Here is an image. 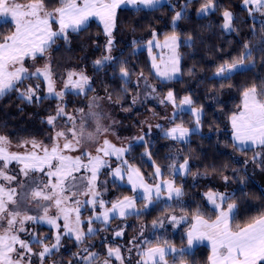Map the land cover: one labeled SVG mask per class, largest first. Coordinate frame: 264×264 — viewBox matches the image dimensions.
<instances>
[{
	"label": "snow or ice",
	"instance_id": "6c2138e0",
	"mask_svg": "<svg viewBox=\"0 0 264 264\" xmlns=\"http://www.w3.org/2000/svg\"><path fill=\"white\" fill-rule=\"evenodd\" d=\"M191 2L192 0H184L180 10L176 11L171 0H59V6L49 10L44 0H29L27 3L0 0V25L13 23L15 28L11 34L0 37L2 41L0 42V99L13 92L19 99L29 104L34 100L40 102L42 99L55 98L60 103L57 104L55 114L47 117L46 123L54 129L58 118H64L68 123L66 128L56 130L54 135L49 137L52 141L50 145L35 138L21 140L15 147L24 149L23 152L11 151L12 141L7 135L0 134V264H32L33 256L38 258L40 264H44L46 257L50 258L55 252H59L62 247L61 241L65 237L73 239L77 244L79 250L72 253L76 264H111L113 258L119 261V264H124L126 257L121 252L122 248L128 254L129 260L131 254L135 252L136 264H169V256H172L173 264H187L185 256L193 254L195 246L205 240L211 242L210 264H264V212L252 217L244 225L234 224L238 205L233 200V194L211 190L205 193V196L214 206V211L218 213L216 218L210 221L197 211V214L191 218L194 223L184 233L183 239L186 243L181 247H176L167 240L163 242L157 240L153 244V241L145 236L144 224L140 225L138 234L132 237L128 246H108L106 258L101 259L100 253L92 251L93 246L87 243L89 238L110 227L112 220L126 221L130 216L140 217L160 201L182 202L185 192L183 185L176 183V178L189 175L195 178L207 173L192 172L189 157L177 149L175 153H169L171 162L165 165L172 178L159 179L162 169L152 161L154 182L148 183L141 170L128 162L127 155L131 153L136 143L143 142L147 145L146 136L151 134L152 125L141 122L147 128V132L133 137L126 145L117 146L107 138L101 143L99 137L106 134L109 128L102 126L101 114L96 109L100 107L99 101L104 98L92 97L87 112L83 108L76 109L75 115L66 112L64 105L66 93L82 95L95 89L92 87L91 77L84 71L71 70L65 74L66 79L62 88L57 90L49 55L50 49L56 46L58 40L70 43L69 31L72 33L85 31L90 20L96 18L102 23L108 39L105 44L107 54L95 60L93 64L97 71L109 65L115 67L117 58L111 55V51L117 9L123 6L127 10L139 13L154 11L167 4L175 12L172 17L175 26L176 22L186 15ZM242 3L250 16L254 13L264 14V0H242ZM217 10L216 0H205L197 9V15L206 16ZM221 15L223 19L221 28L227 33L235 32L234 13L224 9ZM259 23L261 24L259 41L255 44L244 43L243 53L230 62L219 64L213 72V78L231 80L233 75L255 68L256 60L253 58V53H264V20H260ZM53 24L56 25L55 29ZM253 35H257L255 26H253ZM179 40L180 37L174 32L165 36L163 43L157 40L155 33L153 38L147 41L149 51L152 47L169 50L167 57L161 55V64H157L156 58L152 57V67L157 77L162 78V83L182 75L178 51ZM185 43H193L192 38L188 37ZM37 57L45 59L46 63L30 71L25 67V60L34 62ZM118 74L124 81L122 85L124 93H129L128 84L134 83L136 88H140L143 81L144 101L152 99L159 104L172 105L173 113L164 118L172 126L164 128L162 124L155 125L166 139L187 144L193 135L200 133L203 109L195 107L190 95H185L177 101L175 92L169 90L160 97L156 86L150 83L143 72L133 82L123 62L119 65ZM113 75L116 73L114 72ZM31 79L44 81L46 86L44 97L38 95L40 90L38 82L35 87L32 84H25ZM138 96L139 93L132 97L133 106L137 104ZM242 97L241 110L233 113L229 118L233 129V147L239 152L255 151L256 155L251 157L255 161L262 155L260 150L264 149V81L259 86L254 83L247 87ZM107 99L111 101L110 94ZM182 112L193 116L192 127H186L183 122L176 123ZM89 121L95 122L94 132L87 130ZM90 143L98 145L95 154L88 150L87 145ZM80 150H82L81 155L69 154ZM142 155L151 160V152L147 146ZM112 159L117 161L115 167L112 166ZM13 162L18 166L17 174H9L11 172L9 166ZM261 162L264 163V160ZM247 163V160L244 161L245 165ZM104 169L108 170L113 185L126 180L135 195L106 201L104 194L108 190V181L100 180ZM233 171L238 173L246 171V168ZM17 176L21 177L19 181ZM222 178L225 182L229 181L228 176ZM238 179L243 184L248 177L238 176ZM13 183L16 186H12ZM137 199L144 201L142 207L137 206ZM31 204L36 205V215L19 210L22 205ZM51 208L56 209L55 215H49ZM89 208L92 215L82 219V209L86 211ZM97 208L101 211L97 212ZM166 219L171 226L178 227L187 222L189 217L183 214L179 216L169 214ZM29 221L54 228L56 230L54 242L45 243L47 237L41 238L34 231L28 232L24 226ZM94 224L102 227H94ZM85 225H87L86 230ZM126 226L122 224L114 230V237H123ZM151 228L155 239V232L165 228V218L153 220ZM22 232H27L28 240L20 238ZM32 244L41 245V250L34 252ZM67 264H73V261L69 260Z\"/></svg>",
	"mask_w": 264,
	"mask_h": 264
},
{
	"label": "trees",
	"instance_id": "16d2710c",
	"mask_svg": "<svg viewBox=\"0 0 264 264\" xmlns=\"http://www.w3.org/2000/svg\"><path fill=\"white\" fill-rule=\"evenodd\" d=\"M17 2L27 3L29 0H17ZM204 2L205 0H192L186 15L177 21L175 26L172 22L175 12L167 4L154 11H141L139 13L127 10L123 6L117 9L116 28L113 31L114 40L111 51V55L117 58L115 67L109 65L97 71L93 64L95 60L107 54L105 44L108 39L103 31L102 23L96 18L90 20L85 31L79 33L69 31L70 43L58 40L56 46L50 49L49 55L51 56L57 90L62 88L63 81L66 79L65 74L71 70L84 71L91 77L92 87L95 89V91L82 95L66 93L64 97L65 111L75 115L76 109L83 108L87 112L92 97H103L104 105L114 114L116 120L114 132L119 135L120 133L129 134L136 129H144L145 126L141 122H147L151 125L159 123L164 128L171 127L172 125L164 118L173 113V109H168V105L171 104H159L152 99L143 100L145 92L143 81H141L140 88H136L134 83L128 84L129 93H124L122 91L124 81L120 79L118 74L121 62L128 68L133 82L143 72L150 83L156 86L160 97H163L167 91L173 90L177 101L185 95H190L195 102V107L203 109L200 133L193 135L187 144L166 139L162 131L154 127L151 134L146 136L147 145L143 142L136 143L131 153L127 155V159L130 164L141 170L148 183H153L154 165L152 161H155V164L162 169L159 179H170L172 177L165 165L171 162L169 153H175L179 149L183 155L189 157L192 172L207 173V175H198L195 178L191 175L182 178L177 177L176 183L182 184L185 192L182 202L165 203L160 201L140 217L130 216L126 221L112 220L110 227L89 238L87 243L93 246L92 251L100 253L101 259L106 258L108 246H128L132 237L138 234L141 224L146 226L144 229L145 236L152 240L153 244L157 240L160 242L167 240L176 247H181L186 243L183 239L184 233L190 228L191 218L197 214V211L210 221L214 220L218 214L205 196L209 190L233 194V200L238 205L234 224L244 225L252 217L264 212V181L262 179L264 163L261 162L264 160V149L260 150L262 155L255 161L251 159L256 155L255 151H236L233 147V129L229 119L235 113L237 105L242 103L243 91L254 83L259 86L264 81V53H253L256 66L252 70L239 72L233 75L231 80L213 78V72L219 64L225 61L230 62L243 53L244 43L255 44L259 41L261 30L259 21L264 20V14L254 13L250 16L243 6L242 0H216L218 10L215 13L199 16L197 9ZM44 3L49 10L59 6V0H44ZM183 3L184 0H171L176 11L180 10ZM224 9L234 13L235 32L227 33L221 28L223 23L221 13ZM253 26H255L257 35H253ZM53 28H56L55 24H53ZM14 30L13 23L0 25V37L9 35ZM174 32L180 37L178 51L182 75L177 79L162 83L155 75L152 67L153 49L149 51L146 48V43L153 38V33H155L156 38H164ZM188 37L192 38L193 43H185ZM45 63V59L40 57H37L34 62L26 59L25 67L31 71L34 67H42ZM114 72L116 75H113ZM37 82L40 84L38 95L44 97L46 86L43 80L31 79L25 84H32L35 87ZM137 93H139L138 102L133 106L131 100ZM109 94L112 97L111 101L107 99ZM58 103L60 101L57 99L49 98L42 99L40 102L34 100L33 103L29 104L25 100L19 99L15 92L4 96L3 99H0V134L9 137L13 145L11 149L15 151H23L22 148L17 149L15 147L23 139L35 138L50 145L52 141L49 137L53 136L56 130L68 126L64 118L57 119L55 129L46 123L47 117L55 114ZM192 120L193 116L190 113L182 112L176 123L183 122L186 127H192ZM146 132L147 130L141 134ZM145 146L151 152V160L142 155ZM246 160L248 161L247 165L244 164ZM112 162L113 167L116 166L117 161L112 159ZM9 167L11 169L9 174H17L18 166L15 162ZM244 168L246 171H239L238 173L233 171ZM223 176H228L229 181L225 182ZM238 176L248 177V179L242 184ZM20 179L21 177L17 176V180ZM106 180L108 181V190L104 194L106 201H115L124 196L135 195L126 180L116 185H113L111 178ZM12 186H16L15 183ZM136 203L138 207H142L144 201L137 199ZM108 206L110 207V205ZM26 208L27 205H22L19 210L21 212L26 211ZM96 211L99 212L101 209L97 208ZM52 213L54 212H49V215ZM36 214L34 209L33 215ZM169 214L177 216L183 214L189 219L178 227H174L166 219ZM90 215H92L90 208L81 211L82 219ZM158 218H165V228L156 231L154 239L151 222ZM122 224L127 225L124 228V236L114 237V230ZM24 227L28 232L34 231L41 238L47 237L45 243L54 242L53 237L56 232L54 228L34 224L31 221L27 222ZM84 227L86 230L87 225ZM94 227H102V225L94 224ZM20 238L28 240L29 236L27 232H22ZM61 244L62 247L59 252H55L50 258L46 257L44 264H53V262L67 264L69 260L76 264L72 257V253L79 250L76 242L65 237ZM32 247L34 252L41 250L39 244H32ZM121 252L126 257L124 264H136L135 252L131 254L130 260L127 258L128 254L124 248L121 249ZM210 254L211 251L207 245L198 244L195 246L193 254L185 256V260L187 264H210ZM168 260L169 264H173L172 256H169ZM32 264H40L36 256L32 257ZM111 264H119V261L113 258Z\"/></svg>",
	"mask_w": 264,
	"mask_h": 264
},
{
	"label": "rangeland",
	"instance_id": "374dc122",
	"mask_svg": "<svg viewBox=\"0 0 264 264\" xmlns=\"http://www.w3.org/2000/svg\"><path fill=\"white\" fill-rule=\"evenodd\" d=\"M164 39H165V37L164 38H157V40L160 43H163ZM146 48H148L147 47V43H146ZM151 49H153L152 55H153V53L156 52L154 56L151 55V58L155 57L157 64H161V55L162 54H163L164 57H167L169 55V50L167 48L152 47ZM153 70H154V73H155V69L154 68H153ZM158 79L162 81V78H158ZM99 105H100V107L98 109H96V110L99 111L100 114H101L100 123L102 124V126L109 128V131L106 134H103V135H101L99 137V141L101 143H102L103 139L107 138L110 141H112V143L116 144L117 146L126 145L133 137L139 136V135H141L142 132L147 130V128L145 127L144 129H141V130H137L136 129L133 132L131 131V133H129V134L120 133V135H119L117 132L115 133L114 131H115V126L116 125H114V124H116V120H115L114 114L112 113V111L108 107H106L104 105L102 100L99 101ZM241 108H242V103L240 105L239 104L237 105V108H236L235 112L240 111ZM168 109H173V107L171 105H168ZM155 125H152V128H154ZM87 130L90 131V132H94L95 131V122L94 121H89ZM97 146L98 145L96 143H90V144L87 145L88 150L91 151L93 154H95V148ZM11 151H15V150L11 149ZM23 151H24V149H23ZM23 151H20V152H23ZM81 151L82 150L75 151V152H71L69 154L73 155V156L81 155ZM111 163H113L112 160H111ZM112 166H113V164H112ZM110 178L111 177L108 174V170L104 169L102 171L101 175H100V180H106V179H110ZM262 179L264 181V176H263ZM101 190H102V188H101ZM34 209H35V212H37L36 205L35 204H31V205H27L26 211H24V210L23 211L27 212L30 215H33L34 214ZM82 210H84V209H82ZM49 212H54V213H52V215H55L56 214V209L55 208H51Z\"/></svg>",
	"mask_w": 264,
	"mask_h": 264
},
{
	"label": "crops",
	"instance_id": "0c3cea01",
	"mask_svg": "<svg viewBox=\"0 0 264 264\" xmlns=\"http://www.w3.org/2000/svg\"><path fill=\"white\" fill-rule=\"evenodd\" d=\"M194 223V221L192 220L190 223H189V226H191V224ZM200 244H204V245H207L209 248H210V251H211V254L210 256L212 255V248H211V242L205 240L204 242L200 243Z\"/></svg>",
	"mask_w": 264,
	"mask_h": 264
}]
</instances>
